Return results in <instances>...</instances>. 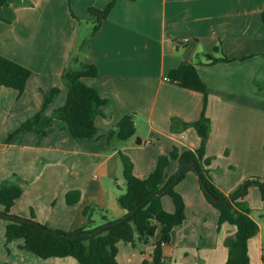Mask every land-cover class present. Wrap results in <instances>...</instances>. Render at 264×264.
<instances>
[{
	"label": "crops",
	"instance_id": "0c3cea01",
	"mask_svg": "<svg viewBox=\"0 0 264 264\" xmlns=\"http://www.w3.org/2000/svg\"><path fill=\"white\" fill-rule=\"evenodd\" d=\"M5 1L0 8V55L31 72L21 96L0 87V187L22 189L10 215L29 219L33 214L36 222L64 232L89 224L84 208L92 209L93 227L103 219H122L126 212L117 199L126 188L119 152L130 159L135 176L146 179L159 155L173 147L184 151L200 145L191 128L169 130L170 119L190 123L202 110L200 93L164 80L184 62L196 66L207 87L210 132L205 154L212 158V181L228 194L247 178L264 179V96L252 90L253 84L264 85V0H116L80 58L98 75L83 82L111 101L95 117L96 128L106 131L122 117H134V137L109 145L104 137L75 140L57 124L43 136L24 132L8 144L4 140L41 109L43 94L59 90L44 119L65 104L68 88L62 74L82 38L81 22L91 19L88 9H103L112 0ZM215 46L218 53L211 52ZM210 53L233 61L208 65ZM177 168L173 162L170 173ZM174 190L183 198L185 219L162 246L163 264H224L223 241L235 228L222 224L217 230L219 213L204 198L192 171ZM73 192L79 198L69 204L66 196ZM165 197L162 208L172 213V200ZM245 201L258 225L248 241L250 264H264V200L257 188L249 187ZM6 224L0 222V264H78L71 257L38 258L19 249L22 240L10 242L6 254ZM116 246L119 264H153L151 244Z\"/></svg>",
	"mask_w": 264,
	"mask_h": 264
},
{
	"label": "trees",
	"instance_id": "16d2710c",
	"mask_svg": "<svg viewBox=\"0 0 264 264\" xmlns=\"http://www.w3.org/2000/svg\"><path fill=\"white\" fill-rule=\"evenodd\" d=\"M115 2L116 0H112L103 9H88L91 19L86 20L85 23L91 25V30L80 39L75 55L62 74V80L68 88L65 104L55 109L51 117L44 119L45 108L56 97L59 90L54 88L50 94H43L41 109L18 128L9 132L4 140L5 144L10 143L14 137L24 132H34L43 136L53 124L67 130L75 140H98L104 137L109 145L112 140L126 142L134 137L136 128L133 115L122 117L112 129L102 131L96 128L95 117L102 115V110L110 105L111 101L100 97L93 87L83 82L86 78H96L98 75L93 65L82 63L80 58L88 53L89 39L107 19ZM4 5L6 1L0 0V8ZM72 17L75 18L73 15ZM261 19L264 23V10ZM211 52L218 53L219 47H213ZM206 57L208 65L233 61L225 56L214 58L211 53ZM30 76L31 72L28 69L0 55V87L12 89L17 92L18 96H21ZM164 80L202 95V110L198 120L184 123L177 118H172L169 124V130L172 133L188 128L193 129L200 138L199 147L184 151L173 147L166 154L159 155L146 179L136 177L130 159L119 152L118 157L122 165L126 190L118 197L117 203L126 214L133 212L127 220L119 223V220L103 219L102 224L93 227L91 225L92 209L84 208L82 214L89 219V224L84 228L64 232L49 229L36 222L33 214L24 221L4 219L7 221L4 233L7 252H9L7 245L10 242L22 240L23 244L19 246V249L41 259L71 257L78 264H119L116 260V245L119 242L132 247H144L151 244L153 264H163L162 246L170 241L172 230L185 219L183 198L174 188L188 171H192L198 178L199 188L204 198L219 213L217 230H220L222 224L235 228V232L225 237L223 241L227 248V258L224 264H250L248 241L258 232V225L249 215L250 210L245 202V196L249 187H255L261 199L264 200V179L250 177L232 192L228 194L221 192L210 177L209 166L212 158L205 154V145L210 132V122L205 115L208 96L205 83L199 77L196 66L186 62L171 69ZM252 90L264 96V85L259 87L253 84ZM173 162L177 163L178 168L171 174L170 166ZM182 164H191L193 168L179 169ZM21 194L22 189L18 186L0 187V205L4 206L5 214H9V208L20 198ZM164 196L172 200L174 205L172 213L162 208L161 199ZM78 198V192L68 193L66 201L73 204L78 201ZM213 198L219 203H214ZM105 224L109 226L102 229L101 227ZM154 239H156L155 242H153ZM142 264H147V262L143 261Z\"/></svg>",
	"mask_w": 264,
	"mask_h": 264
},
{
	"label": "water",
	"instance_id": "95a60500",
	"mask_svg": "<svg viewBox=\"0 0 264 264\" xmlns=\"http://www.w3.org/2000/svg\"><path fill=\"white\" fill-rule=\"evenodd\" d=\"M184 168H193V165L191 164H182L180 165L179 169H184ZM213 201L214 203H219L216 199L213 198ZM133 214V212H130L128 214H126L122 219H120L118 222H122V221H125L127 220L131 215ZM0 218H3V219H16V220H20V221H24L26 219H22V218H18V217H15V216H12L10 214H5V213H0ZM109 226V224H105L103 225L101 228H107Z\"/></svg>",
	"mask_w": 264,
	"mask_h": 264
},
{
	"label": "rangeland",
	"instance_id": "374dc122",
	"mask_svg": "<svg viewBox=\"0 0 264 264\" xmlns=\"http://www.w3.org/2000/svg\"><path fill=\"white\" fill-rule=\"evenodd\" d=\"M80 28H81V34H82V36L81 37H85L88 33H89V31L91 30V25L90 24H86L84 21H82L81 22V25H80ZM196 175V174H195ZM196 178H197V176H196ZM197 181H198V178H197ZM244 182V181H243ZM242 182V183H243ZM241 183V184H242ZM166 199H169L168 197H165ZM246 202V201H245ZM1 209H3V208H1L0 207V210ZM2 211H0V213H1ZM12 216H14V215H12ZM2 221H5L3 218H0V222H2ZM4 239H5V236H4ZM4 248H5V242H4ZM9 250V249H8ZM5 252H6V254L7 253H9V252H7V250H6V248H5ZM4 252V253H5ZM5 254V255H6ZM7 256V255H6ZM3 263H5V261H2Z\"/></svg>",
	"mask_w": 264,
	"mask_h": 264
}]
</instances>
